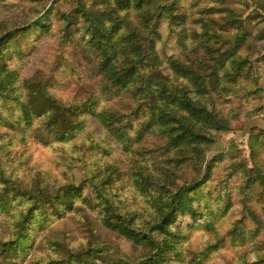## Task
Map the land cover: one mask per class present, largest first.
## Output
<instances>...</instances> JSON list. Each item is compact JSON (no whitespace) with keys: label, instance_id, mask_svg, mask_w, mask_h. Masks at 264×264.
<instances>
[{"label":"trees","instance_id":"1","mask_svg":"<svg viewBox=\"0 0 264 264\" xmlns=\"http://www.w3.org/2000/svg\"><path fill=\"white\" fill-rule=\"evenodd\" d=\"M74 2V9L55 21L53 6L45 9L42 0H0L1 9L21 11L0 19V126L9 129L0 130V157L10 162L9 169L0 164V214H5L0 264H16L13 256L24 259L40 232L74 211L85 219L86 240L73 247L45 238L57 250L65 248L64 255L37 254L35 245L31 264H99L104 249L110 256L106 264H207L225 248L235 255L233 264H264V219L250 204L264 193L263 129L251 130L248 159L240 164L223 152L207 159L242 112L239 104L225 111L220 102L227 94L238 98L237 89L243 91L244 104L250 103L243 110L247 119L264 108L253 104L264 94V54L254 68L248 51L254 31H263L264 0ZM119 29L135 51L142 47L139 41L157 39L160 56L121 62L111 35ZM76 31L82 43L75 48L100 79L101 92L63 100L51 92L52 77L26 76L12 64L26 63L45 36L56 34L58 47L67 48ZM159 57L165 73L153 75ZM56 59L73 71L68 58ZM121 93L132 98L125 111L107 104ZM29 139L55 150V168L63 177L47 170L25 180L15 173L24 165L34 170L13 153ZM217 161H226L223 191L209 182ZM234 176L231 192L226 188ZM138 188L157 195L134 201ZM87 209L132 243L133 256L90 239L95 227ZM195 228L203 238L193 236Z\"/></svg>","mask_w":264,"mask_h":264},{"label":"rangeland","instance_id":"2","mask_svg":"<svg viewBox=\"0 0 264 264\" xmlns=\"http://www.w3.org/2000/svg\"><path fill=\"white\" fill-rule=\"evenodd\" d=\"M88 4L91 3V0H85ZM46 4L45 9L50 5L53 6L51 15L56 21V17L60 14L68 13L72 11L75 7L74 0H42ZM27 5L32 4L31 2H26ZM246 6H251L247 4ZM97 9H101L100 6H97ZM16 14H21V11L18 9L12 8L10 10H3L0 8V19L12 16ZM246 14V13H245ZM110 25L106 26L109 27ZM263 31L258 32L256 29L251 38L252 46L248 47V51L252 54L250 57L251 65L255 68L259 64V56L264 54V22L261 23ZM127 34L124 29L114 30L111 32L112 38L114 39L117 46V54L121 56V62H129V56H160L158 51V45L156 44L157 39L153 41H147L143 39L142 42L139 41V44L142 45L140 50L135 51L129 48V41L123 40L122 37ZM190 43L193 44L195 41V36L192 30L190 31ZM165 38V35L163 36ZM70 45L67 48L58 47L59 38L56 34L51 36H45L44 38H39L37 50L32 51L26 63H19L20 61L13 60L12 64L19 68L20 72L26 76L33 78H39L41 76H46L48 78L52 77L53 80L50 84L51 92L58 98L63 100H77L83 99L93 92H101V82L98 77L93 76L86 67L82 64L80 59V52L75 48L82 43V36L79 32H74L69 36ZM165 46V44H162ZM247 51V50H244ZM65 56L72 62L73 71H71L64 61L60 65H57V57ZM160 62H156L154 66L153 75L158 74L159 72L165 73V62L159 57ZM248 66V65H247ZM247 67H245V70ZM261 82L264 85V68L261 69ZM47 78V79H48ZM238 98L227 94L220 102L224 103L222 106L225 111H229V107L234 106V104H239L242 112L239 116L232 118L233 128L219 136L216 140L214 146L211 147L207 155L209 160L211 156L216 153L223 152L225 154H231L233 162H238L240 164L245 158L248 159L249 153V134L251 130H257L259 128L263 129L264 132V108L261 113L254 115L250 118L244 116L243 110L249 106V104H244V98H241L243 91L240 88ZM260 103L264 106V94L261 99H254L253 104L258 106ZM107 104L114 109L120 111H125L126 106L132 104V98L126 93L114 94L111 95ZM121 113V112H120ZM94 129L96 132L101 131V127L98 123L94 122ZM0 130H9L6 127L0 126ZM2 151L0 150V154ZM14 158L16 161L29 162L32 164L34 170L29 169L24 165L21 169H18L15 172L20 178L28 180L31 178H41L45 171H51L53 174L58 175L59 179L63 177L60 175L58 170L55 168L56 161L54 156L57 154L54 149L46 148L41 143L36 142L33 139H29L26 144H19L13 149ZM214 153V154H213ZM261 158L264 163V133L261 137ZM227 160V158L225 159ZM226 161L215 162L210 179V185L213 190L223 191L224 186L222 180L225 178L223 172V165ZM0 164L5 168L9 169V157H0ZM264 168V164H263ZM190 173H194L192 170H188ZM203 173H201L202 175ZM195 175H198V173ZM237 181V176H234L230 179L229 187L226 189L229 191L234 190L235 182ZM157 193L153 192L151 194L142 191L138 188L137 196L134 197V201L140 199H147L148 201L153 200L156 197ZM256 214L264 219V193L259 194L255 199L250 203ZM90 222L95 227V230L90 235V239L93 240H103L110 242L113 246L118 247L122 252L128 256H133L135 249L132 243L127 240L125 237L120 236L113 231L103 227L98 221L96 216L89 210H86ZM5 214H0V222L3 221ZM81 221L85 219L81 216V213L77 211L70 212L62 219L56 220L51 228L48 226L43 232H40L35 241V245H38L39 251L37 254L44 253L46 251H52L57 255H64L65 248L56 249L51 243L46 242L45 238H49L52 241L62 242L69 244L73 247H76L81 242H84L89 235L86 224H82ZM4 224L0 223V231H4ZM196 232L193 236H197L199 239L203 238L204 232L200 231V228L194 229ZM30 248L32 250L34 248ZM30 250L24 256V259H17V257H12V261L16 264H31L29 261ZM110 259V256L107 252V249H104L101 256L96 259L99 264H106ZM236 260L235 255L232 252L231 248L221 249V255L215 257L211 262L207 264H233Z\"/></svg>","mask_w":264,"mask_h":264}]
</instances>
